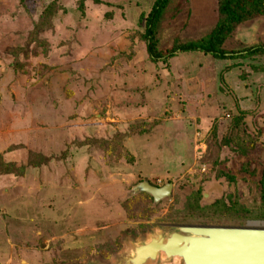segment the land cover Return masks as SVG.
<instances>
[{"label": "rangeland", "instance_id": "1", "mask_svg": "<svg viewBox=\"0 0 264 264\" xmlns=\"http://www.w3.org/2000/svg\"><path fill=\"white\" fill-rule=\"evenodd\" d=\"M154 2L0 0V264H118L166 225L264 226V54L153 61ZM218 3L174 1L156 48L208 34ZM255 45L264 16L224 48Z\"/></svg>", "mask_w": 264, "mask_h": 264}, {"label": "water", "instance_id": "2", "mask_svg": "<svg viewBox=\"0 0 264 264\" xmlns=\"http://www.w3.org/2000/svg\"><path fill=\"white\" fill-rule=\"evenodd\" d=\"M171 190V182L157 186L140 181L132 187V192L150 194L154 203ZM165 228L170 231L130 242L131 253L118 264H152L159 257L167 260L165 264H264V226L178 224Z\"/></svg>", "mask_w": 264, "mask_h": 264}, {"label": "trees", "instance_id": "3", "mask_svg": "<svg viewBox=\"0 0 264 264\" xmlns=\"http://www.w3.org/2000/svg\"><path fill=\"white\" fill-rule=\"evenodd\" d=\"M100 2V0H93ZM177 0H155L153 3L146 21L144 38L146 41L147 52L153 61H157L160 58L162 61H167L172 58L176 53H192L201 52L203 54H209L215 58H255L264 54V45H255L249 48L243 49L239 53L228 54V51L224 48V43L231 35L234 28L251 18L264 16V0H219L218 3V19L213 29L206 35L188 41L175 40L171 46L165 50H159L156 48V29L159 23V19L163 12ZM179 6H177V9ZM237 54V55H236ZM251 65L250 71L252 74L264 77V62L262 65H257L256 62ZM258 77V76H257ZM146 127L143 132L150 131L151 125L144 124ZM262 184V200L264 203V175L261 180Z\"/></svg>", "mask_w": 264, "mask_h": 264}, {"label": "bare ground", "instance_id": "4", "mask_svg": "<svg viewBox=\"0 0 264 264\" xmlns=\"http://www.w3.org/2000/svg\"><path fill=\"white\" fill-rule=\"evenodd\" d=\"M249 225L252 227H258V226H261V223L260 222L259 223L258 222H250Z\"/></svg>", "mask_w": 264, "mask_h": 264}]
</instances>
